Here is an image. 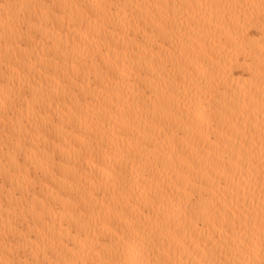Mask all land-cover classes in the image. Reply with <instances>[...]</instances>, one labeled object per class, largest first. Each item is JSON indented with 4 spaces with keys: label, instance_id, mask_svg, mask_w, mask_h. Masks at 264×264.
<instances>
[{
    "label": "bare ground",
    "instance_id": "bare-ground-1",
    "mask_svg": "<svg viewBox=\"0 0 264 264\" xmlns=\"http://www.w3.org/2000/svg\"><path fill=\"white\" fill-rule=\"evenodd\" d=\"M264 0H0V264H261Z\"/></svg>",
    "mask_w": 264,
    "mask_h": 264
},
{
    "label": "snow or ice",
    "instance_id": "snow-or-ice-1",
    "mask_svg": "<svg viewBox=\"0 0 264 264\" xmlns=\"http://www.w3.org/2000/svg\"><path fill=\"white\" fill-rule=\"evenodd\" d=\"M261 264H264V261H262Z\"/></svg>",
    "mask_w": 264,
    "mask_h": 264
}]
</instances>
